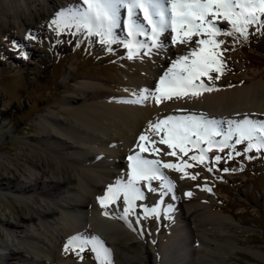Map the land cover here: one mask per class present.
<instances>
[{
	"label": "bare ground",
	"instance_id": "6f19581e",
	"mask_svg": "<svg viewBox=\"0 0 264 264\" xmlns=\"http://www.w3.org/2000/svg\"><path fill=\"white\" fill-rule=\"evenodd\" d=\"M72 5H80V0H0V32H7L9 23L19 30L24 29V33L35 28V25L39 26V20L50 26L58 10ZM138 19L141 20V17L138 16ZM171 35L169 28L160 37L166 55L156 53L155 56L156 49L150 56L138 57L134 69L129 75L126 74L132 80L125 85L123 93L109 94L96 83L85 82L76 90L84 99L74 96V90L69 91V97L61 99L62 108L59 112L69 121V125L61 126L54 116L45 115L39 122L41 136L37 140L25 142L32 158L29 176L22 175L25 186L14 183L11 188L18 194L28 193L29 199L38 205L30 212L14 218L22 223L25 232L24 238L18 237L16 242L8 239L9 233L15 236L16 223L0 220V249L10 250L19 264H92L85 251L88 245L82 251L80 248L73 251L64 249L69 237L77 234L88 241L95 238L97 244L108 249L106 260L110 264H145L140 257L143 231L139 235L132 225L133 211L126 218L131 227L121 219L124 215L122 195L106 208L101 206L97 198L104 195L109 184L127 179L130 163L127 157L139 151L136 145L141 132L159 141L155 132L149 129V121L155 124L169 115L203 114L212 119V113H217L214 118L223 121L220 127L226 129L228 119H242L248 115L256 120H264V76L246 86H236L234 82L238 80L228 79L230 86L216 85L218 87L211 91L196 90L197 95L192 94L193 90H185L179 97L176 94L169 98L162 97L159 104L156 97L151 95L142 104L128 102L134 94L139 99L141 88L154 89L159 82L157 76L163 75L171 67L170 62L178 56L190 57L191 48L197 47L195 41L200 39L194 34L187 43L179 42L178 38L172 44ZM178 109H184V113L179 115ZM160 135L163 136V133ZM230 142H235V137ZM144 143L146 148L152 147L146 141ZM156 148V152L145 151V155L140 154L148 158L146 154L150 156L152 153L164 161L172 155L163 143L157 142ZM0 167L6 170L9 180H15L13 171L5 167L1 160ZM185 169L183 167L180 171L181 175L185 174ZM35 174L37 178H33ZM163 174L174 184L172 192L175 203L167 198L161 203L154 201V192L150 193L145 182L141 181L145 199L137 200L135 204L143 201L141 205L147 206L143 208L147 212L159 203L160 215L172 212L175 214L174 219L180 209V217L190 225L192 238L196 236V241L201 245L200 249L195 250L201 258L211 256L215 250L221 251V244H230L231 237L221 234L231 226L229 217L222 211H213V204L208 203L206 195L194 185L192 178L182 177L180 173ZM33 189L47 202L36 198L31 191ZM189 191L191 196L185 195ZM104 212L108 215H104ZM183 229L174 225L166 240L158 245L160 264H193L184 260L182 254L179 258L173 252H181L182 249L188 252L186 250L190 246L184 243L181 236L182 231L186 234ZM3 255L0 250V259H5ZM80 256L82 261L76 259Z\"/></svg>",
	"mask_w": 264,
	"mask_h": 264
},
{
	"label": "rangeland",
	"instance_id": "374dc122",
	"mask_svg": "<svg viewBox=\"0 0 264 264\" xmlns=\"http://www.w3.org/2000/svg\"><path fill=\"white\" fill-rule=\"evenodd\" d=\"M77 6L86 7L83 0H80V5ZM126 15L127 9H121L122 18ZM138 16L142 21V14L138 13ZM38 22L39 26L35 25V28H30L26 33L23 32L24 29L19 30L12 23H9L7 32H0V160L15 174V180H9L6 170L0 167V220L16 223L15 236L10 233L8 235V239L13 242H16L18 237L23 239L25 235L22 223L14 218L30 212L38 205L29 199L28 193L18 194L11 186L14 183L26 185L22 175L29 176L32 158L30 148L25 142L37 140L41 136L39 122L42 117L52 115L61 126H68L69 121L59 112L62 108L61 99L64 96L69 97V91H76L85 82H94L102 91L109 94L123 93L126 90L124 87L132 80L126 77V74L129 75L134 69L133 65L140 56L129 59L127 50L121 43H112L110 45L112 50L106 51L99 37L91 39L84 35L77 37L69 35L67 31L58 35L54 31L55 26L51 28L45 21ZM214 22L228 33L214 37L224 42L219 45L220 49H225L220 52L223 71L218 74L213 70L211 79L202 76L195 83L203 81L208 85L226 87L229 85L228 79H235L238 81L234 82V85L246 86L254 79L264 76V29H260L258 25H251L245 38L240 33L232 31L227 21L217 19ZM24 23L27 24L25 21ZM30 31L36 38L26 39ZM72 31L75 32V28ZM117 31L122 37H126L122 25ZM199 37L207 38L203 33ZM137 39L147 41L143 36ZM171 46L173 47L172 44ZM156 53L166 55L162 48L157 49L155 56ZM136 70L139 72V69ZM217 75L220 76L218 80L215 79ZM159 77L157 76L158 80ZM77 91L75 92L77 95L74 96L84 99ZM177 111L179 115L184 113V109ZM215 114L217 113H212L211 118H214ZM216 139L219 140L221 137L217 136ZM229 143L232 145L231 148L215 146L209 148L202 142L201 146L207 149L203 162L193 159L194 156L200 155V149L192 145H188L183 153L176 149L175 155L160 161L187 164L185 167L187 175H181L180 170L166 169L163 164L161 172L178 175L180 173V176L185 178L195 176L192 182L196 187L200 186L197 188L206 195L208 203L213 204V211H222L229 217L228 223L231 226L224 229L221 234L231 237V243L223 246L221 244L219 246L223 248L221 251L215 250L211 256L201 258L195 253L201 245L196 241V236L192 238L190 225L188 226L187 220L180 217V209L176 212L175 219L172 212L159 217L146 216V211L140 207L142 201L137 204V210L133 211L131 221L139 235L143 231L140 257L145 264H160L158 245L166 240L168 232L174 225L181 227V230L184 228L187 235L182 231V240L190 247L186 250L188 252L184 249L181 252H173L179 258L182 254L183 259L188 262L264 264V149L252 148L246 152L247 141L239 144L230 141ZM169 150L171 154L173 149ZM229 152H232L231 158L228 157ZM146 156L148 159H158L152 153ZM216 156L221 157L218 162L214 159ZM209 167L213 170L208 171ZM225 167L230 171H222ZM33 178H37V174ZM150 183L153 188H157L154 193L150 192L154 194L152 197L154 201L161 203L167 198L174 202L171 198L172 189L161 188V184L166 181L152 180ZM31 191L43 203L47 202L37 194L38 191L34 189ZM161 195L164 197L163 201L160 199ZM92 240L90 238L89 247L85 250L87 258L92 264H110L108 260L96 259L91 250ZM0 250L5 257L0 259V264H19L10 254V250ZM67 250L73 251L74 248L70 246ZM76 259L82 261L81 256Z\"/></svg>",
	"mask_w": 264,
	"mask_h": 264
},
{
	"label": "snow or ice",
	"instance_id": "6c2138e0",
	"mask_svg": "<svg viewBox=\"0 0 264 264\" xmlns=\"http://www.w3.org/2000/svg\"><path fill=\"white\" fill-rule=\"evenodd\" d=\"M83 4L86 7L80 8L72 5L58 10L50 27L54 25V31L58 35L67 31L69 35L77 37L80 35L89 39L99 37L106 51L112 50L110 47L112 43H121L126 48L129 59L138 55L150 56L154 50L162 48L161 34L169 28L172 32V44H175L178 38L179 42L187 43L193 34L199 36L203 33L207 37L195 41L197 47L191 48L190 57L188 55L178 56L171 61V67L159 77L155 88H141L139 99H136L134 94L133 98L128 101L132 103L142 104L151 95L156 97V102L159 104L162 97L169 98L172 94L179 97L185 90H193L192 94L197 95L196 90L211 91L217 87L205 84L203 81L195 83L202 76L211 79L213 70L218 74L223 71L220 52L225 49H220L219 45L224 42L214 37L221 33H228L214 23L217 19L227 21L232 31L240 33L245 38L248 36L247 29L251 25H258L260 29H264V0H83ZM122 8L127 9V15L123 18ZM138 13L142 14V21L138 19ZM121 25L127 34L126 37H122L117 31ZM73 28L75 32L72 31ZM140 36L146 37L147 41L138 40L137 37ZM27 38L36 37L32 36L30 31ZM215 79H220V76L217 75ZM222 123L223 121L215 118L208 119L203 114L199 116L169 115L155 124L149 121V129L155 132L159 141L152 140L141 132L136 145L139 151L127 157L130 161L126 173L127 179H121L115 184L108 185L104 195L97 198L101 206L106 208L108 204L118 201L122 195L124 215L121 219H124L131 227V223L126 219L127 215L136 208L135 201L145 199L141 181L145 182L150 192L157 191L150 183L152 180L166 181L161 184L162 189L174 188L173 182L161 172V165L182 171L187 164L162 162L159 159H148L140 154L145 151H158L157 142L173 149L172 155L176 154V149L181 153L185 152L188 145L198 147L200 155L194 156L193 159L200 162L204 161L207 152V149L201 146L202 142L206 143L209 148L214 146L231 148L229 141L235 137L237 144L247 141L246 152L252 148L264 149V120H256L245 115L242 119H228L226 129L220 127ZM160 133H163V136ZM217 136L221 139L217 140ZM145 141L152 147L146 148ZM231 156L232 152H229L228 157L231 158ZM214 159L218 162L221 157L216 156ZM212 170L211 167L208 168V171ZM222 171L228 172L230 169L225 167ZM192 178L195 179V176ZM191 194L190 191L185 193L187 196ZM163 198L161 195L160 199L163 200ZM171 198L175 199L174 193ZM140 207L146 208L147 206L140 205ZM104 215L108 213L104 212ZM145 215L159 217V203L153 205ZM88 243V240L81 239L80 234H77L69 237L64 249L67 250L71 246L74 249L80 248L82 251ZM91 250L97 260H106L108 249L97 244L95 238L92 240Z\"/></svg>",
	"mask_w": 264,
	"mask_h": 264
}]
</instances>
